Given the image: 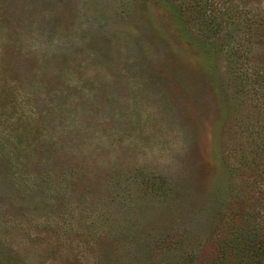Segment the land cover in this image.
<instances>
[{"label":"rangeland","instance_id":"obj_1","mask_svg":"<svg viewBox=\"0 0 264 264\" xmlns=\"http://www.w3.org/2000/svg\"><path fill=\"white\" fill-rule=\"evenodd\" d=\"M252 232L264 0H0V264H245Z\"/></svg>","mask_w":264,"mask_h":264},{"label":"trees","instance_id":"obj_2","mask_svg":"<svg viewBox=\"0 0 264 264\" xmlns=\"http://www.w3.org/2000/svg\"><path fill=\"white\" fill-rule=\"evenodd\" d=\"M210 3L213 0H209ZM247 241H229V246L234 250L235 256L240 260H243L245 264H264V237L258 232H252L246 238ZM226 251H223L225 256ZM223 256V258H224Z\"/></svg>","mask_w":264,"mask_h":264}]
</instances>
